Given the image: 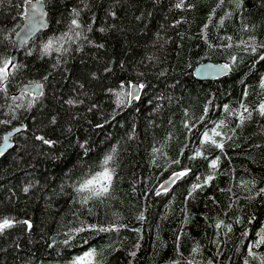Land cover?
<instances>
[{
    "label": "trees",
    "instance_id": "trees-1",
    "mask_svg": "<svg viewBox=\"0 0 264 264\" xmlns=\"http://www.w3.org/2000/svg\"><path fill=\"white\" fill-rule=\"evenodd\" d=\"M29 1L0 0V264H264V0H43L11 64Z\"/></svg>",
    "mask_w": 264,
    "mask_h": 264
},
{
    "label": "water",
    "instance_id": "water-1",
    "mask_svg": "<svg viewBox=\"0 0 264 264\" xmlns=\"http://www.w3.org/2000/svg\"><path fill=\"white\" fill-rule=\"evenodd\" d=\"M47 27V9L45 7L44 1L30 0L27 2L25 6L23 22L14 34V42L11 52V64L16 62L18 51L41 31L46 30ZM231 74V67L224 62H199L193 69L194 77L200 81H215ZM18 91L20 93H27L35 97H39L43 92V85L41 82H28L22 84ZM129 92L132 93L130 96V102H132L141 96L142 88L138 82H133L130 85ZM23 129L24 125H20L8 131L4 135V138L0 144V153L5 154L13 146L12 137ZM179 176V173H173L165 177L155 189V194L170 190Z\"/></svg>",
    "mask_w": 264,
    "mask_h": 264
},
{
    "label": "snow or ice",
    "instance_id": "snow-or-ice-1",
    "mask_svg": "<svg viewBox=\"0 0 264 264\" xmlns=\"http://www.w3.org/2000/svg\"><path fill=\"white\" fill-rule=\"evenodd\" d=\"M72 24L73 25H77V21L75 19L72 20ZM50 45H46L45 48L47 49ZM7 68V62L5 63V66L3 68H0V77H5L6 78V71L5 69ZM132 93L129 92L128 93V96H131ZM261 109H262V114H264V105L261 106ZM47 143V141H45ZM2 154V153H0ZM197 155H199V153H197ZM111 159V157H108L104 163L107 164L108 160ZM213 165H215V161H213ZM99 177H102L105 181H110L111 180V175H110V172L108 169H105L104 172L102 173H98L97 174ZM176 175V174H174ZM179 175H184V173H180ZM97 181L95 179L93 180H87L85 181L84 183H82L80 186H79V189L78 191H84V190H90L92 191V194L94 196H102V195H105L107 192H108V186L105 184V185H101L100 188L98 189H91L90 186L93 185L94 183H96ZM87 199V198H86ZM11 225V221L7 218H5L2 222H0V230H3L4 228L6 227H9ZM264 239V238H262ZM92 253H89L88 255H91Z\"/></svg>",
    "mask_w": 264,
    "mask_h": 264
}]
</instances>
